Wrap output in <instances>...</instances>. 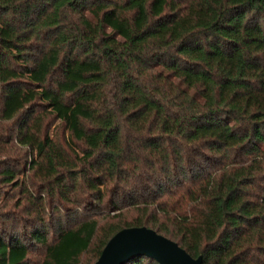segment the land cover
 Returning <instances> with one entry per match:
<instances>
[{
  "label": "trees",
  "instance_id": "trees-1",
  "mask_svg": "<svg viewBox=\"0 0 264 264\" xmlns=\"http://www.w3.org/2000/svg\"><path fill=\"white\" fill-rule=\"evenodd\" d=\"M136 226L264 264V0H0V264Z\"/></svg>",
  "mask_w": 264,
  "mask_h": 264
},
{
  "label": "water",
  "instance_id": "water-1",
  "mask_svg": "<svg viewBox=\"0 0 264 264\" xmlns=\"http://www.w3.org/2000/svg\"><path fill=\"white\" fill-rule=\"evenodd\" d=\"M137 255L160 264H202L201 255L191 256L172 239L145 226L121 228L105 243L93 264H124Z\"/></svg>",
  "mask_w": 264,
  "mask_h": 264
},
{
  "label": "rangeland",
  "instance_id": "rangeland-1",
  "mask_svg": "<svg viewBox=\"0 0 264 264\" xmlns=\"http://www.w3.org/2000/svg\"><path fill=\"white\" fill-rule=\"evenodd\" d=\"M21 175H22V172H20V174L17 175V178L20 179Z\"/></svg>",
  "mask_w": 264,
  "mask_h": 264
}]
</instances>
